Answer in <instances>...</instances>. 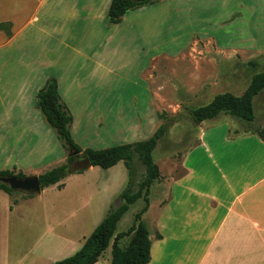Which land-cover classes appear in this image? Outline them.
I'll return each mask as SVG.
<instances>
[{
  "label": "rangeland",
  "instance_id": "374dc122",
  "mask_svg": "<svg viewBox=\"0 0 264 264\" xmlns=\"http://www.w3.org/2000/svg\"><path fill=\"white\" fill-rule=\"evenodd\" d=\"M64 13L49 9L44 15L47 23L50 17L58 26ZM101 23L92 21L85 33L55 32L50 25L42 32L30 27L11 47L0 49V94L8 80L13 90L27 77L24 111L29 116L24 122L11 123L10 135L3 131L0 162L12 157V161L34 165L40 174L67 163L69 152L35 107V92L51 76L59 81L62 98L74 117L72 138L83 150L143 141L170 119L152 153L160 179L150 187L151 212L143 217L150 221L162 197L161 188L167 187L165 181L182 175L181 159L198 141L200 125L192 122L189 110L207 105L218 94L241 95L251 76L263 71L264 0H161L129 11L118 25ZM74 37L78 40V46L73 43L75 51L67 46ZM253 108L250 123L226 114L216 119L229 124L231 132L264 127V94L256 98ZM145 172L135 156L132 190ZM127 180L120 161L108 170L91 167L68 175L63 183L66 188H78L74 201L90 197V210L102 212L105 206L107 212L120 203ZM143 205L142 199L130 205L115 233L127 231ZM128 242L129 237H124L118 243L124 248ZM107 259H111V244L100 262Z\"/></svg>",
  "mask_w": 264,
  "mask_h": 264
},
{
  "label": "crops",
  "instance_id": "0c3cea01",
  "mask_svg": "<svg viewBox=\"0 0 264 264\" xmlns=\"http://www.w3.org/2000/svg\"><path fill=\"white\" fill-rule=\"evenodd\" d=\"M51 1L0 0V23L10 24L9 35L0 30V49L11 47L30 27L85 33L92 21L106 25L110 0ZM49 9L65 10L58 26L50 17L47 23L44 12ZM73 43H78L75 37L67 46L75 51ZM230 73L234 77L232 69ZM21 81L11 90L8 80L0 94V147L3 131L10 135L11 123L29 117L24 111L27 77ZM13 112L17 115H8ZM210 121L200 124L197 143L183 155L182 175L165 181L153 219L143 218L151 212L150 204L142 215L150 240L147 264H264V141L250 131L231 132L229 124L216 118ZM40 147L38 142L39 161ZM13 167L26 176L41 175L34 165L12 157L0 162V170ZM63 180L32 196L0 190V264H52L70 257L113 208L90 210L92 198L74 201L78 188H66ZM101 257L95 264H103Z\"/></svg>",
  "mask_w": 264,
  "mask_h": 264
},
{
  "label": "trees",
  "instance_id": "16d2710c",
  "mask_svg": "<svg viewBox=\"0 0 264 264\" xmlns=\"http://www.w3.org/2000/svg\"><path fill=\"white\" fill-rule=\"evenodd\" d=\"M148 3L153 2L138 3L134 0H110L105 16L106 22L108 25H118L129 11ZM9 28V23H0V30L5 31L7 35L10 34ZM262 90H264V71L251 77L248 86L240 96L231 93L218 94L207 105L189 110L191 120L194 124L200 125L204 121L226 114L250 123L255 117L253 100ZM35 107L40 111L46 124L55 131L56 137L65 151L69 152L71 149L81 153V155L79 154L81 157H88L91 167H99L104 170L122 161L128 175L127 184L119 195L121 203L117 207L109 209L103 220L85 239L82 247L74 255L52 264H95L110 244V264H147L150 259V240L149 231L142 220V215L149 207L150 187L160 179V171L153 160L152 153L157 143L164 137L172 120L167 119L161 123L153 134L143 141L113 145L103 149L86 148L83 150L72 138L73 115L60 97L55 77L47 78L44 85L37 91ZM159 118H162V114L159 115ZM249 131L264 141V127H257L245 132ZM135 156L145 166L146 172L134 191L131 188V177ZM74 158L75 156H68L66 164L39 175L41 190L55 185L67 177V167L74 161ZM13 169L0 170V176H15L17 178L26 176L19 170L14 173ZM0 190L10 195L17 194L2 183H0ZM139 199L143 200L144 205L134 215V223L127 231L115 233L117 223L127 212L129 206ZM124 237H129V242L122 248L118 242ZM156 237L160 238L161 236L157 234Z\"/></svg>",
  "mask_w": 264,
  "mask_h": 264
},
{
  "label": "water",
  "instance_id": "95a60500",
  "mask_svg": "<svg viewBox=\"0 0 264 264\" xmlns=\"http://www.w3.org/2000/svg\"><path fill=\"white\" fill-rule=\"evenodd\" d=\"M135 2H156L161 0H134ZM68 156H75L74 161L67 167V174L73 175L91 167L87 156L81 157L76 151L69 149ZM0 183L8 186L13 192L25 195H36L41 192V186L36 175L17 178L15 176H0Z\"/></svg>",
  "mask_w": 264,
  "mask_h": 264
},
{
  "label": "flooded vegetation",
  "instance_id": "af4514ba",
  "mask_svg": "<svg viewBox=\"0 0 264 264\" xmlns=\"http://www.w3.org/2000/svg\"><path fill=\"white\" fill-rule=\"evenodd\" d=\"M75 159V158H74Z\"/></svg>",
  "mask_w": 264,
  "mask_h": 264
}]
</instances>
